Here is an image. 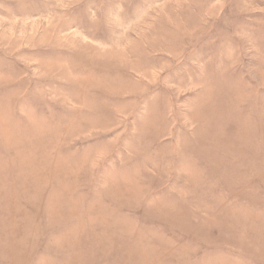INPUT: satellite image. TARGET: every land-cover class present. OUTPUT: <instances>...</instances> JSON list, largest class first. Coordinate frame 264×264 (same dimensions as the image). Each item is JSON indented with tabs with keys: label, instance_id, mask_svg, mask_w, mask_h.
<instances>
[{
	"label": "rangeland",
	"instance_id": "1",
	"mask_svg": "<svg viewBox=\"0 0 264 264\" xmlns=\"http://www.w3.org/2000/svg\"><path fill=\"white\" fill-rule=\"evenodd\" d=\"M0 264H264V0H0Z\"/></svg>",
	"mask_w": 264,
	"mask_h": 264
}]
</instances>
